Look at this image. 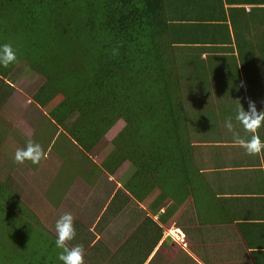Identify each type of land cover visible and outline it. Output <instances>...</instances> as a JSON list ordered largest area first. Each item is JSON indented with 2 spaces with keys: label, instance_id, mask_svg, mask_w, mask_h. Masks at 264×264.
<instances>
[{
  "label": "crops",
  "instance_id": "crops-1",
  "mask_svg": "<svg viewBox=\"0 0 264 264\" xmlns=\"http://www.w3.org/2000/svg\"><path fill=\"white\" fill-rule=\"evenodd\" d=\"M161 6L167 59L183 66L188 170L167 191L151 183L144 194L136 182L133 195L128 161L114 174L90 154L82 165L64 161L51 193L55 222L73 215L69 246L83 245L84 264H264V153L250 156L234 143L249 137L234 120L239 103L264 109V0ZM258 134L264 140V128ZM169 231L184 236L173 240Z\"/></svg>",
  "mask_w": 264,
  "mask_h": 264
},
{
  "label": "trees",
  "instance_id": "trees-1",
  "mask_svg": "<svg viewBox=\"0 0 264 264\" xmlns=\"http://www.w3.org/2000/svg\"><path fill=\"white\" fill-rule=\"evenodd\" d=\"M164 32L161 0H0V44L17 54L16 63L0 67V103L18 65L28 66L44 77L33 102L46 110L43 123L62 129L78 150L73 163L82 165L91 139L123 120L102 168L114 174L128 161L133 195L136 182L144 194L151 183L167 191L174 175L188 170L191 143L183 66L167 59ZM9 189L0 182L1 251L17 256L20 249L4 239L40 223ZM38 237L40 251L56 256L55 238L44 231ZM40 258L46 264L48 256Z\"/></svg>",
  "mask_w": 264,
  "mask_h": 264
},
{
  "label": "rangeland",
  "instance_id": "rangeland-1",
  "mask_svg": "<svg viewBox=\"0 0 264 264\" xmlns=\"http://www.w3.org/2000/svg\"><path fill=\"white\" fill-rule=\"evenodd\" d=\"M9 79L11 86L5 88L6 95L0 103V182L9 185V190L29 210L28 216L35 217L40 227L38 229L29 225L20 229L21 234L14 240L10 236L4 239L7 240L9 249H20L17 256L12 253L3 255L0 242V264H6L5 259L10 264H41L42 254L48 256L46 264H60L58 253L53 256L51 250L40 251L42 240L38 236L40 231H44L55 238V212L59 205L51 193L60 178L63 162H76L74 154L78 150L68 144L66 137L62 135V129L55 131L47 121L43 123L46 110L37 108L33 102V95L43 83L44 77L28 66L19 64ZM61 99L62 97H58L53 104ZM124 127L125 122L120 120L108 134L99 133L91 139L92 145L88 153L101 167L114 149V139ZM29 140L43 147L46 158L37 166L31 163L18 165L14 162V153ZM18 223H21L20 219Z\"/></svg>",
  "mask_w": 264,
  "mask_h": 264
},
{
  "label": "clouds",
  "instance_id": "clouds-1",
  "mask_svg": "<svg viewBox=\"0 0 264 264\" xmlns=\"http://www.w3.org/2000/svg\"><path fill=\"white\" fill-rule=\"evenodd\" d=\"M16 61L17 54L12 45L9 43L0 44V67L6 68L16 63ZM234 120L249 134L248 138L236 135L234 143L240 145L250 156L264 153V140L258 134L259 130L264 128V109L258 111L256 103L249 101L248 108L245 110L239 103ZM224 126L229 132H232L234 128L233 117L226 119ZM45 158L46 153L43 147L32 140L27 141L23 148L17 149L13 156L14 162L18 165L31 163L37 166ZM55 233V247L59 250L57 259L60 264H84L85 249L83 245L74 244L69 246L76 236L74 217L70 212H65L56 220Z\"/></svg>",
  "mask_w": 264,
  "mask_h": 264
},
{
  "label": "built area",
  "instance_id": "built-area-1",
  "mask_svg": "<svg viewBox=\"0 0 264 264\" xmlns=\"http://www.w3.org/2000/svg\"><path fill=\"white\" fill-rule=\"evenodd\" d=\"M168 235L173 239V240H179L184 234L180 231H169Z\"/></svg>",
  "mask_w": 264,
  "mask_h": 264
}]
</instances>
